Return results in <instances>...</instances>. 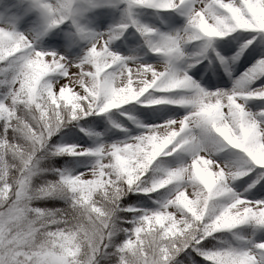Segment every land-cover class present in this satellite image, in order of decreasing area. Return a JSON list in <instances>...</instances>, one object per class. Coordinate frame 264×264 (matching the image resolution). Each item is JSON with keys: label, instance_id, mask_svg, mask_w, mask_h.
I'll use <instances>...</instances> for the list:
<instances>
[{"label": "snow or ice", "instance_id": "1", "mask_svg": "<svg viewBox=\"0 0 264 264\" xmlns=\"http://www.w3.org/2000/svg\"><path fill=\"white\" fill-rule=\"evenodd\" d=\"M0 264H264V0H0Z\"/></svg>", "mask_w": 264, "mask_h": 264}]
</instances>
